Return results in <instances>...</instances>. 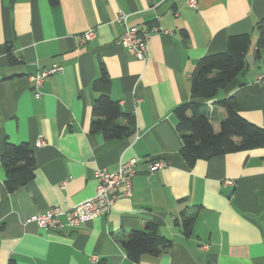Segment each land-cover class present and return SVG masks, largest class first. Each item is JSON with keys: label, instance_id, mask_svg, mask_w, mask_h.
I'll return each mask as SVG.
<instances>
[{"label": "crops", "instance_id": "crops-1", "mask_svg": "<svg viewBox=\"0 0 264 264\" xmlns=\"http://www.w3.org/2000/svg\"><path fill=\"white\" fill-rule=\"evenodd\" d=\"M58 1L0 0V264H93L92 256L98 264H264V148L190 167L175 115L191 100L200 60L226 52L230 37L252 33L247 69L218 98L233 97L241 117L264 129V49L256 56L255 30L264 0H197V8L190 0ZM120 13L147 33L146 63L119 43ZM90 29L96 39L80 43ZM55 65L63 74L48 78L37 98L30 77ZM104 75L112 100L135 119L128 139L90 133L101 95L93 84ZM207 105L218 133L225 111ZM41 139L46 145L38 147ZM6 143L28 144L35 155L34 179L14 193L1 163ZM131 159L138 160L132 197L118 200L108 215L60 231L27 223L91 199L96 171L116 172ZM152 161L167 167L150 173ZM146 224L173 246L136 263L123 243Z\"/></svg>", "mask_w": 264, "mask_h": 264}, {"label": "trees", "instance_id": "trees-1", "mask_svg": "<svg viewBox=\"0 0 264 264\" xmlns=\"http://www.w3.org/2000/svg\"><path fill=\"white\" fill-rule=\"evenodd\" d=\"M50 1L53 6L59 3L58 0ZM255 30L259 34L256 49V56L259 57L260 51L264 49V20L255 26ZM251 40L252 33L230 37L228 50L203 57L191 76V100L175 110L177 131L183 141L181 153L190 167L198 161L264 148V129L241 117L233 97L218 98L219 92L247 69ZM93 90L101 95L93 106L90 133L100 134L109 141L132 137L135 134V119L124 113L119 103L110 97V80L106 75L94 82ZM209 102L223 109L226 114L218 133H215L210 123ZM121 119L126 121L125 126L119 123ZM1 163L9 193L26 186L35 177V155L28 144L6 143ZM191 225V220L184 224L186 236L191 234ZM172 246V240L159 234L153 224H146L143 229L131 232L123 243L128 258L136 263L143 256L158 257L171 250Z\"/></svg>", "mask_w": 264, "mask_h": 264}, {"label": "built area", "instance_id": "built-area-1", "mask_svg": "<svg viewBox=\"0 0 264 264\" xmlns=\"http://www.w3.org/2000/svg\"><path fill=\"white\" fill-rule=\"evenodd\" d=\"M190 6L197 8L198 1L190 0ZM117 22L123 26L124 33L120 39V44L136 59L147 62V38L146 32L137 27L130 26L128 16L120 13ZM152 32L158 33V28H153ZM97 32L95 29H90L83 33L80 37V43H88L96 39ZM64 67L52 66L43 69L32 75L30 81L36 91V97L42 96L41 88L45 81L53 76L62 75ZM264 86V77L261 79ZM46 143L42 139L37 143L38 147L45 146ZM138 160L131 159L119 165L116 172H109L106 169H99L95 173L97 182V192L91 199L76 205L68 211L61 208H52L47 212L34 215L27 223H33L40 229L46 231H60L65 228L75 229L93 221L97 217L108 215L116 202L120 199H129L133 194V179L136 175ZM167 167L164 161H152L148 167L150 173L162 170ZM227 184L232 185L229 181ZM65 218V221H63ZM93 264H98L99 259L96 256L91 257Z\"/></svg>", "mask_w": 264, "mask_h": 264}]
</instances>
